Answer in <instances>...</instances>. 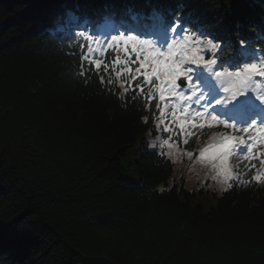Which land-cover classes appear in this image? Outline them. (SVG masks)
<instances>
[{
  "label": "trees",
  "instance_id": "trees-1",
  "mask_svg": "<svg viewBox=\"0 0 264 264\" xmlns=\"http://www.w3.org/2000/svg\"><path fill=\"white\" fill-rule=\"evenodd\" d=\"M62 1L0 0V264H264V190L225 193L205 213L183 187L159 189L173 167L148 148L132 161L140 182L123 177L132 144L166 109L119 66L122 53L96 59L78 36L49 32ZM236 1L66 6L85 5L89 19L151 7L186 17L227 57L264 48V9Z\"/></svg>",
  "mask_w": 264,
  "mask_h": 264
},
{
  "label": "rangeland",
  "instance_id": "rangeland-1",
  "mask_svg": "<svg viewBox=\"0 0 264 264\" xmlns=\"http://www.w3.org/2000/svg\"><path fill=\"white\" fill-rule=\"evenodd\" d=\"M217 1L224 4L230 0ZM256 1L257 5H261L262 9H264V0ZM255 7L256 5L253 9ZM131 30L134 31L133 28ZM198 42L205 45L207 40L199 37ZM210 118L213 119L217 127L218 122L215 120L216 118L214 119V116ZM141 138L143 139L141 140ZM136 147L139 149L145 147L163 149L166 156L174 164L173 174L168 184H164V188H171L176 182L181 185L183 184L188 191L196 193L194 197L195 204H203L206 208H210L216 204L215 193L221 195L234 178L233 173L229 169L218 161H214L206 152L196 153L193 149L180 147L178 143L172 141L170 138H166L161 129H158L157 133H154L153 130L147 131L136 142ZM131 158L132 161L136 159L137 153L131 155ZM131 158L123 160L125 166L123 177L137 182L140 180V176L134 163L130 162Z\"/></svg>",
  "mask_w": 264,
  "mask_h": 264
},
{
  "label": "bare ground",
  "instance_id": "bare-ground-1",
  "mask_svg": "<svg viewBox=\"0 0 264 264\" xmlns=\"http://www.w3.org/2000/svg\"><path fill=\"white\" fill-rule=\"evenodd\" d=\"M180 1L184 2V0H180ZM223 1H226V0H223ZM62 3L63 4L61 5V8L56 9V12H55L56 14L54 15L53 20L56 25L55 28L58 31L69 32L71 30L73 32L78 27V24L76 20L70 14L69 9L66 5L68 4L69 7L74 10L75 9V4H73L74 0H63ZM185 3H187V1ZM60 10H62V12L61 14L58 15L57 13L60 12ZM45 31H48V30L45 28ZM84 258L85 257H83V259Z\"/></svg>",
  "mask_w": 264,
  "mask_h": 264
},
{
  "label": "water",
  "instance_id": "water-1",
  "mask_svg": "<svg viewBox=\"0 0 264 264\" xmlns=\"http://www.w3.org/2000/svg\"><path fill=\"white\" fill-rule=\"evenodd\" d=\"M83 264H115V263L103 257L102 258L101 257H98V258L85 257L83 259Z\"/></svg>",
  "mask_w": 264,
  "mask_h": 264
}]
</instances>
